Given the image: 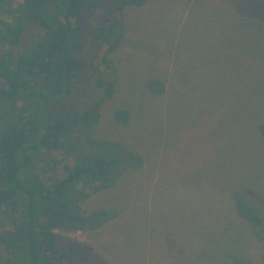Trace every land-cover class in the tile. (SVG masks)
<instances>
[{
  "label": "rangeland",
  "instance_id": "1",
  "mask_svg": "<svg viewBox=\"0 0 264 264\" xmlns=\"http://www.w3.org/2000/svg\"><path fill=\"white\" fill-rule=\"evenodd\" d=\"M107 21L101 12L86 18L93 29ZM123 21L122 46L110 56L119 84L99 122L88 133L75 127L67 158L34 155V169L50 155L70 164L128 155L113 185L80 202L83 213L116 214L98 228L55 230L56 246L79 251L72 264H264V242L234 199L246 189L264 198V0H148L127 7ZM38 36L31 31L12 60ZM96 46L87 36L78 58L91 63ZM88 77L64 99L77 117L103 95L100 76ZM153 78L164 94L149 90ZM121 110L126 123L116 119ZM246 200L264 220L262 202Z\"/></svg>",
  "mask_w": 264,
  "mask_h": 264
},
{
  "label": "trees",
  "instance_id": "2",
  "mask_svg": "<svg viewBox=\"0 0 264 264\" xmlns=\"http://www.w3.org/2000/svg\"><path fill=\"white\" fill-rule=\"evenodd\" d=\"M101 2L0 0V264H72L79 251L57 247L54 231L98 228L116 214H86L80 202L113 185L126 172L128 155L72 157V164L53 156L74 152L69 138L75 127L88 133L99 122L102 105L115 96L119 80L110 56L122 46L126 9L143 7L148 0H113L110 7ZM97 12L108 21L93 29L86 18ZM31 31L38 40L12 60ZM89 35L97 41L91 63L77 56ZM90 73L100 76L96 86L103 95L77 117L64 99L76 94ZM148 88L156 95L166 91L158 78L149 80ZM116 119L126 123L129 113L121 110ZM258 131L264 137L263 123ZM96 144L113 147L106 141ZM43 149L53 154L46 163L49 169H34V155ZM247 196L264 206L263 197L246 189L234 194L235 209L263 243L264 220Z\"/></svg>",
  "mask_w": 264,
  "mask_h": 264
}]
</instances>
